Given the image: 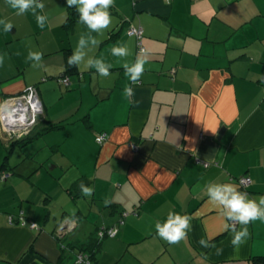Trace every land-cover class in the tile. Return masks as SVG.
<instances>
[{
	"label": "crops",
	"instance_id": "obj_1",
	"mask_svg": "<svg viewBox=\"0 0 264 264\" xmlns=\"http://www.w3.org/2000/svg\"><path fill=\"white\" fill-rule=\"evenodd\" d=\"M39 2L43 29L31 10L17 14L0 0V19L13 25L0 27V169L11 161L8 176L0 173V264H75L78 246L109 228L115 236L103 238L90 264H264V220L247 225L235 247L233 221L207 197L212 183L264 196V0H114L111 24L99 32L79 19L69 27L66 0ZM135 27L143 29L142 52ZM81 36L98 43L65 74ZM114 46L128 55H112ZM30 51L43 54L38 66ZM137 57L147 63L132 82L123 65ZM89 58L111 65L110 75L85 68ZM31 87L43 113L33 139L11 149L1 105ZM51 124L62 125L45 129ZM169 213L191 217L176 244L155 228Z\"/></svg>",
	"mask_w": 264,
	"mask_h": 264
},
{
	"label": "clouds",
	"instance_id": "obj_2",
	"mask_svg": "<svg viewBox=\"0 0 264 264\" xmlns=\"http://www.w3.org/2000/svg\"><path fill=\"white\" fill-rule=\"evenodd\" d=\"M6 2L12 9L17 11V14H23L31 10L36 17L37 26L41 29L45 27L46 17L37 14V9L42 10L44 8V4L39 2V0H6ZM113 2L114 0H66L68 8H76L79 13V22L86 25L89 32H99L109 27L111 24V16L108 9ZM0 27H2L3 32L7 33L11 32L13 25L10 22L0 19ZM97 43V40L91 36L88 38L81 36L72 55L68 57V65L79 68L81 63L85 61L86 53L84 50L89 45H96ZM111 53L114 56L125 57L128 55V49L125 46H114L111 49ZM42 56L43 54L41 52L30 51L27 59L35 62L33 66H38L42 60ZM0 63H2V58H0ZM146 63V58L141 59L137 57L135 63L131 65L125 63L123 65L126 75L132 82L140 79L145 70L144 65ZM84 66L85 68H94L102 77L110 75L111 65L106 64L101 59L89 58ZM124 95L130 98L133 95L132 88L126 87L124 89ZM211 131L215 133L217 129ZM80 187L81 192L85 196L92 195L93 190L91 187L83 184ZM207 197L220 206L223 218L228 221L238 222L244 226L240 230H237L234 226L230 228L232 233L231 244L235 247L243 244L248 237L247 225L256 220H264V196H260L257 199L249 198L247 193L240 191L232 183L209 184L207 187ZM155 228L160 238L169 244H176L186 238L191 228V217L179 213H169L164 222H156ZM225 229L229 230L228 224H225ZM200 244L203 247L211 246L203 238L200 240Z\"/></svg>",
	"mask_w": 264,
	"mask_h": 264
},
{
	"label": "built area",
	"instance_id": "obj_3",
	"mask_svg": "<svg viewBox=\"0 0 264 264\" xmlns=\"http://www.w3.org/2000/svg\"><path fill=\"white\" fill-rule=\"evenodd\" d=\"M131 35H135L138 38V49L139 52L144 51V46L141 42V38L143 36V29L139 28H132L130 30ZM65 85L70 84L69 76L65 75L60 80ZM43 113L42 103L38 96V91L35 87H31L26 91L17 94L15 96H11L5 99L1 105V118H2V126L5 132H8L10 139H20L26 137L30 134L33 126L37 124V121L41 114ZM7 122L18 124L17 128H12L7 125ZM36 122L31 128H26L27 123ZM20 132V133H18ZM106 134H102L98 136V141L102 143L105 139ZM8 175L4 174V178ZM239 184L242 188H246L252 182L250 177H243L238 180ZM19 221H22L24 224L25 221L23 218H19ZM237 222H232V226H235ZM31 227H37L35 222H31ZM117 229L116 228H109L103 231H100V235L102 236H115ZM77 264H90V260L80 253L76 260Z\"/></svg>",
	"mask_w": 264,
	"mask_h": 264
},
{
	"label": "trees",
	"instance_id": "obj_4",
	"mask_svg": "<svg viewBox=\"0 0 264 264\" xmlns=\"http://www.w3.org/2000/svg\"><path fill=\"white\" fill-rule=\"evenodd\" d=\"M78 19H79V13L77 12L76 8L75 7L68 8V16H67V22H66L67 25H69V27H70ZM70 55H72V53L68 49V52H67V69H66L65 74L73 73L76 71V66H69L68 65V57ZM60 125H62V124H51L49 127H46L45 129L49 130V128H58V127H60ZM33 137L34 136H31L29 134L28 136H26L24 138L14 139V140L12 139L11 140L12 145L10 148L12 149L14 146H23L25 143H27L28 141L33 139ZM9 151H10V149H9ZM1 167L6 170L10 167V165L5 161L1 165ZM77 186H79V185H77ZM101 231H103V230H101ZM99 233H100V231L98 230L96 232V234L91 235L89 237L87 242L78 246L81 254L86 256L90 260V262L92 261L93 258H95L96 253L99 251V249L101 247L102 240L105 237L103 235L101 236ZM62 249H65L64 246Z\"/></svg>",
	"mask_w": 264,
	"mask_h": 264
},
{
	"label": "rangeland",
	"instance_id": "obj_5",
	"mask_svg": "<svg viewBox=\"0 0 264 264\" xmlns=\"http://www.w3.org/2000/svg\"><path fill=\"white\" fill-rule=\"evenodd\" d=\"M7 140H8V139H7ZM10 144H11V142H10V140H9V142H7V147H8V145H10ZM19 150H21V149H19ZM19 152H20V154H21V151H19ZM22 156H23V155H22ZM22 156H21V157L19 158V160H18L19 163H20V161L23 162V160H22ZM6 160H7V159L5 158V161H6ZM14 160H15V159H12V163H13ZM9 161H10V159H8V164L11 165V164H10L11 161H10V162H9ZM22 162H21V164H20L21 171H23V172H29V165H30V164H29V163H26V164L23 163V164H22ZM47 166H48V167H51V166H50V163H47L46 166H44V167L47 168ZM46 168H45V169H46ZM46 170H47V169H46ZM4 171H5L4 168L0 169L1 179L4 178V174H5Z\"/></svg>",
	"mask_w": 264,
	"mask_h": 264
},
{
	"label": "water",
	"instance_id": "obj_6",
	"mask_svg": "<svg viewBox=\"0 0 264 264\" xmlns=\"http://www.w3.org/2000/svg\"><path fill=\"white\" fill-rule=\"evenodd\" d=\"M38 122V121H37ZM36 122H31V123H27L26 124V128L28 129V128H31L34 124H35ZM7 125L8 126H10V127H12V128H17L18 126H20V125H18V124H14V123H9V122H7ZM34 127V126H33ZM18 133H20V132H18ZM24 138V137H23ZM66 226H67V224H66ZM65 228H69L68 226L67 227H65ZM58 234H60V236L61 237H63V235L65 234L64 232H63V229H62V231L60 230L59 232H58Z\"/></svg>",
	"mask_w": 264,
	"mask_h": 264
},
{
	"label": "flooded vegetation",
	"instance_id": "obj_7",
	"mask_svg": "<svg viewBox=\"0 0 264 264\" xmlns=\"http://www.w3.org/2000/svg\"><path fill=\"white\" fill-rule=\"evenodd\" d=\"M35 127V126H34Z\"/></svg>",
	"mask_w": 264,
	"mask_h": 264
}]
</instances>
